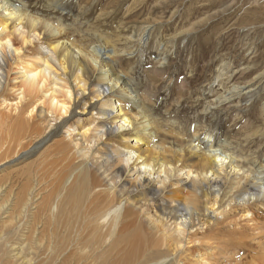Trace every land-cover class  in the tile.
Here are the masks:
<instances>
[{"label": "rangeland", "instance_id": "1", "mask_svg": "<svg viewBox=\"0 0 264 264\" xmlns=\"http://www.w3.org/2000/svg\"><path fill=\"white\" fill-rule=\"evenodd\" d=\"M22 3L34 17L40 19V23L58 27L62 40L64 38L82 51L101 48L107 49L108 54L115 53L112 57L113 70L132 81L144 104L157 109V118L167 127L170 122L188 130L195 124L199 125L217 140L225 141V145L239 159H245L248 162L246 168L261 171L260 166H264V0H22ZM37 34L41 38L31 37L26 42L19 32L14 33L11 27H7L8 37L0 46V136L13 137L18 132L14 140H7L13 149L15 145L10 141H21L23 147L15 148L7 158L0 157V186L4 187L0 197V205L4 206L0 211V246L13 239L15 249L24 246V256L35 254L30 251L31 246L35 250L39 243H44H41L42 246L47 244V236L49 239H62V236L58 237L62 231L59 226L46 223L47 227L44 225L42 228L37 219L31 218L33 211L28 206L25 211L22 208L26 192L24 181L29 175L26 173L32 167L60 158L62 150L67 152L68 158H79L98 150L103 152L106 148L105 136L100 141L94 132L100 102L95 101L98 98L92 94L93 80L85 89L69 75L68 67L64 65V70L56 71L51 81L46 78V84L40 91H31L23 83L25 77L20 67H38L41 64L38 57L44 53L47 55L49 45L55 40L42 25L37 28ZM142 35L145 36L143 43L140 40ZM58 78L60 81H57ZM54 83L59 87L56 88ZM229 86L244 87L247 92L236 96L232 94L224 100L223 96L232 89ZM79 89H85L84 95ZM67 90L71 92L68 95ZM51 94L61 103L71 101L67 103L70 105L66 115L59 116L57 110L49 109ZM217 97L221 98L220 102L213 104ZM116 106L112 105L111 115L116 114ZM32 108L35 109L30 114ZM42 108L45 113L41 114ZM27 118L31 119L30 123L25 122L29 121ZM68 126L72 130L70 135L66 130ZM31 129H40L42 134L37 137ZM130 130L129 127H122L117 135L127 136ZM114 139L107 141L112 143ZM134 143L135 140L129 138L128 144ZM228 171L226 169L225 172ZM153 178L154 181L155 176ZM149 211L151 213L145 217L152 222L145 225L147 229L169 236L174 225L169 223L167 226L156 221L154 211ZM59 212L60 209L56 215ZM15 216L19 219L16 220ZM256 216L262 231L255 235H249L252 234V222L240 221L237 216L232 222V230L250 236L244 237L248 246H258L256 239L264 242V208H260ZM204 230L205 226L187 227L185 238L195 231L201 233ZM164 231H167L166 234ZM53 232L54 238L51 236ZM174 240L167 239V243L176 247L177 240ZM187 241L182 239L178 249L170 244V247L167 246V252L172 253L169 250L173 247V253L166 255L165 264L168 261L176 264L181 260V264H194L191 255L195 252L205 253L207 264H230L227 256L220 254L209 258L211 248L205 251L198 244H195L198 245L196 247ZM42 248L37 252H41ZM18 251L16 249L11 255L14 257ZM233 258L235 262L242 263L239 257Z\"/></svg>", "mask_w": 264, "mask_h": 264}, {"label": "bare ground", "instance_id": "2", "mask_svg": "<svg viewBox=\"0 0 264 264\" xmlns=\"http://www.w3.org/2000/svg\"><path fill=\"white\" fill-rule=\"evenodd\" d=\"M21 3L22 0H0V46L8 37L7 27H11L14 33L19 32L27 42L26 39L30 41L31 37L41 38L37 34V28L42 25L55 40L49 45L47 55L43 52L42 57H38L41 63L38 67H20L25 77L23 83L31 91H40L48 78L51 81V76L56 71L64 70V65L68 67L69 75L85 89L93 80L92 94L98 98L95 101L100 102L94 132L100 141L105 136L106 148L103 152L98 150L79 158H68L67 152L62 150L59 152L60 158L40 167H32L26 173L29 175L24 181L26 185L23 188L26 192L22 208L25 211L29 207L33 211L31 218L37 219L42 228L44 225L47 227L46 223L59 226L62 231L58 237L62 236V239H49L47 236L48 242L44 246L41 245L42 242H38L41 240L39 239L37 242L40 246L35 250L29 243L30 251L35 254L22 255L24 246H21L16 248L19 251L14 257L11 255L16 250L13 239L11 242L3 240V246H0V264H17V261H21L18 264H165L166 255L169 254L167 246H173V243H167V239L177 240L174 249L179 248L182 239H188L192 242L190 244H198L205 251L211 248L209 258L221 254L229 258L230 264H264V242L256 239L258 246H248L244 238L262 231L257 225L256 212L259 213V209L264 208V166H260V172L249 170L246 168L248 162L239 159L225 145L224 140H217L210 135V131L206 132L199 125L195 124L188 130L185 126L170 122L167 127L166 123L157 118V109L144 104L139 96L141 93L132 81L113 70L112 57L115 53L108 54L105 51L107 49L101 48L91 52L82 51L64 38L62 40L58 27L40 23V19L34 17L28 7L25 8ZM144 37L142 35L140 39L142 43L145 42ZM85 89H79L81 95H84ZM244 91L247 92L244 87L233 86L223 99L227 100L232 94L236 96ZM69 93L71 92L67 90L66 94ZM51 95L49 109L57 110L59 116L66 115L71 95L67 96V103H61ZM220 100V97L215 98L213 104ZM116 104L117 112L111 115L112 105ZM34 109L30 110V114ZM44 111L42 108L41 114ZM28 120L25 122L30 123L31 119ZM24 125L26 126L25 123ZM122 127L131 129L127 136L117 135ZM31 130L37 137L42 134L40 129ZM66 130L70 135L71 126ZM16 133L18 136L19 133ZM15 135L0 136L1 158H7L17 147L23 148L21 141H10L15 145L14 149L10 145L8 140H14L17 137ZM81 135L85 137V133ZM114 137L112 143L107 141ZM129 138L135 140L133 145L128 144ZM98 140L96 139L97 142ZM226 169H229L228 173L225 172ZM21 184L23 185L22 182ZM2 186L0 197L3 195ZM23 188L21 186L22 190ZM3 208L0 205V211ZM59 209L60 212L56 215ZM149 210L154 211L156 221L167 226L169 223L174 225L168 238L147 229L145 225L152 222H148L145 217L151 213ZM236 216L240 221L256 224L251 223L252 234L231 229ZM17 219L19 218L16 217ZM198 225L205 226V230L201 233L196 230L185 238L186 228ZM55 232L52 233V238ZM173 247L169 252L173 253ZM41 248V252H37ZM204 256L205 253L201 252L191 255L194 264H207ZM233 257H239L238 260H242V263L235 262ZM181 261L174 262L181 264ZM170 263L168 261L166 264Z\"/></svg>", "mask_w": 264, "mask_h": 264}]
</instances>
